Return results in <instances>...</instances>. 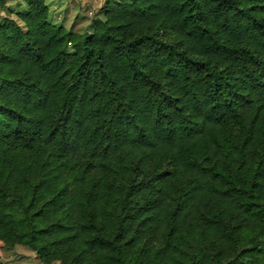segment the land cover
<instances>
[{"label": "trees", "instance_id": "16d2710c", "mask_svg": "<svg viewBox=\"0 0 264 264\" xmlns=\"http://www.w3.org/2000/svg\"><path fill=\"white\" fill-rule=\"evenodd\" d=\"M23 2L0 19L5 247L264 264V0L109 1L84 35Z\"/></svg>", "mask_w": 264, "mask_h": 264}, {"label": "rangeland", "instance_id": "374dc122", "mask_svg": "<svg viewBox=\"0 0 264 264\" xmlns=\"http://www.w3.org/2000/svg\"><path fill=\"white\" fill-rule=\"evenodd\" d=\"M109 1L119 0H47L50 21L55 25L64 26L68 31L91 34L92 21L103 17V9ZM7 9L22 12L26 10V5L23 0H6L4 6L0 4V19L7 15ZM0 255L5 264H43L29 248L16 247L10 250L1 241Z\"/></svg>", "mask_w": 264, "mask_h": 264}]
</instances>
